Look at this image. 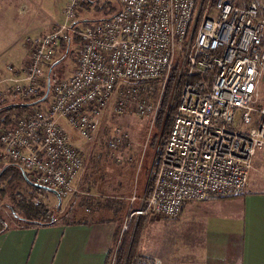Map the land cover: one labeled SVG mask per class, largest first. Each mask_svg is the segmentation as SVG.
<instances>
[{"label":"built area","instance_id":"2783aa9c","mask_svg":"<svg viewBox=\"0 0 264 264\" xmlns=\"http://www.w3.org/2000/svg\"><path fill=\"white\" fill-rule=\"evenodd\" d=\"M115 1L110 17L82 21L87 0H66L61 20L30 38L22 67H0V96L9 82L7 92L34 102L44 96L61 44H78L71 74L39 101L47 104L35 102L0 129V155L31 184L65 197L84 167L65 125L89 141L110 106L153 118L172 73L174 109L135 213L174 219L187 202L242 195L255 152L264 148V0ZM107 143L118 149L129 139L116 131ZM128 264L161 262L136 254Z\"/></svg>","mask_w":264,"mask_h":264},{"label":"rangeland","instance_id":"374dc122","mask_svg":"<svg viewBox=\"0 0 264 264\" xmlns=\"http://www.w3.org/2000/svg\"><path fill=\"white\" fill-rule=\"evenodd\" d=\"M7 1H9L8 5L5 4ZM7 1L0 0V63H5L6 61L19 63L21 59L18 54L23 53L22 49H25L28 55L30 38L37 35L32 36L24 32L28 30H30L29 32H33L32 29H34L35 23L38 20H27L29 10L27 6L29 8L28 2L31 4L30 0H19V13L24 16H18L16 11L11 9V7L14 8L17 6L18 0ZM90 1V6H84L78 20H99L111 15L112 11L104 15L102 11L100 12L97 9L106 2H109V6L115 9L117 7L115 0ZM1 3L6 5L5 9L4 5ZM23 3H27L25 8L22 7ZM51 3L58 4V0H51ZM8 8L10 9L9 12H7ZM9 15L15 16L16 19H12ZM39 17L43 18L41 15ZM8 46L11 48L9 54L14 55H4V50ZM77 51L78 44L72 42L68 46L66 45L57 55V57L63 58L58 60L53 67L51 85L54 80L67 77L71 74ZM153 85L158 88V83H154ZM7 91L8 90H5V92L1 94L0 103L4 101H29V99L20 98L12 92ZM263 96L264 74L258 86L259 99L263 98ZM47 102L48 101L39 102L37 105L43 107ZM29 110H31V108H29L28 111ZM13 119L10 123L13 122ZM154 124L155 117H140L134 112L132 106L120 112H113L110 106L107 112L101 116L98 123L99 130L93 140H84L79 137L75 131L69 129L71 140L73 144L82 151L84 160L83 171L77 181L75 191L65 197L59 195V198L55 193L45 190L37 194L36 198L39 200L38 202L46 203L50 206L58 202V223L62 222L63 224H65L66 219H69V217L78 210H83L88 217L95 216L99 220L109 216L116 217L118 215L117 208L124 205V213L120 216V219L122 218L121 220L107 223L101 222V225L107 228L109 234H113L110 239L112 249H116L119 239H124V245L127 246L125 253H128V246H130V243L132 244L131 239L135 228L134 226L141 217V215L136 214L135 211L140 208L141 199L149 177L144 167L149 164L151 155L152 157L154 155L151 150L147 153V149L154 135H158L157 142L161 136V131L157 130ZM4 126L5 125L0 126V129ZM116 131L127 134V138L129 139L128 146H120L118 149H111L108 146V139L112 137ZM157 146L156 144L155 149ZM155 149L152 148L154 152ZM261 151H264V148L258 149L256 153H260ZM0 159L3 163H6V159L2 155H0ZM251 163V170L248 178L253 176L254 172L256 173V171H252V168L256 167L253 160ZM256 168L258 171H264V163L262 167L259 165ZM256 176L258 175L255 174L254 177ZM1 188H4L5 192L2 193L0 191V211L8 226H24L25 223L18 221L11 214L9 205L12 204V200L10 195L15 192L27 193L31 190V187L27 186L25 183H13L12 185L0 184V189ZM106 212H108L109 215L105 217ZM145 217L134 242V246L130 247L133 248L132 256L136 254L155 256L160 260L161 264L186 263V261L189 260L185 257L187 247L186 240L191 241V239L187 238L185 231L182 229L181 222L178 223L176 218L159 219L151 217L150 215ZM68 221H70V219ZM115 231L116 240L114 242ZM122 234L123 236H121ZM110 264H113V261Z\"/></svg>","mask_w":264,"mask_h":264},{"label":"crops","instance_id":"0c3cea01","mask_svg":"<svg viewBox=\"0 0 264 264\" xmlns=\"http://www.w3.org/2000/svg\"><path fill=\"white\" fill-rule=\"evenodd\" d=\"M65 1L58 0L57 4L51 0H30L29 8L23 3L22 7L29 9L27 20H38L33 32L24 33L33 36L47 32L52 21L61 20ZM18 3L19 0L11 9L24 16L19 13ZM1 4L5 9L9 1ZM10 50L8 46L4 55H14L9 54ZM22 50L19 63L6 61L0 67L7 63L22 67L28 56ZM8 85L6 82L2 87L6 90ZM65 128L68 132L72 129L68 125ZM252 160L256 167H262L264 151L255 152ZM256 167L252 168L256 173L248 178L242 195L182 206L176 219L191 239L186 240L185 257L189 260L182 264H264V171ZM255 174L258 176L254 177ZM107 231L101 223L10 226L0 234V264H104L112 249L113 234Z\"/></svg>","mask_w":264,"mask_h":264},{"label":"trees","instance_id":"16d2710c","mask_svg":"<svg viewBox=\"0 0 264 264\" xmlns=\"http://www.w3.org/2000/svg\"><path fill=\"white\" fill-rule=\"evenodd\" d=\"M90 3L91 1L87 0V2H85V7H89ZM109 5L110 3L106 2L97 9L100 12L102 11L104 15L111 13L112 11L111 15H113L118 10V4L116 9ZM111 15L107 17H110ZM65 47L66 44L62 43L60 52ZM57 58H56L57 60H60L63 57H57ZM172 84L173 83H172V73H171L163 86L161 97L159 100L158 110L155 115L154 125L157 130L161 131V135H164L166 133L169 126L171 114L174 109L173 102L172 101L170 102ZM50 85H51V74H50ZM44 94L45 92L42 93V95ZM35 102L37 101H34L33 103L27 101H21V102L4 101L0 103V126L2 125L8 126L14 117L27 112L30 106L32 104H35ZM167 109H168V113H166ZM157 139H158V135L157 136L154 135L151 138L150 146L147 149L148 150L147 153H149V151L151 150V152L153 151L154 154V150H152V148L155 149V145L158 143ZM151 161H152V155L149 159V164L145 165L144 167L146 174H148L150 168L151 170H154L155 166L152 165L151 167ZM13 183H25L27 184V186L31 187L30 188L31 190H29L27 193H23V192L11 193L10 197L12 200V204L9 205V208L12 216L15 219L25 223L24 226L43 227V226H51L58 223L59 220L57 217V211H59V203L57 202L56 204L50 206L47 205L46 203L34 201V198H36L37 194H40L42 191H45L46 189L31 184L27 180L26 174L18 166L9 163H3L0 159V184L12 185ZM151 183H152V178L150 176L148 177V180L146 182V187L143 194L144 198L149 193ZM0 191L2 193L5 192L4 188H1ZM117 209H118V215L116 217L114 216L106 217V215H109V213L106 212L105 214L106 218L102 220H99L95 216L88 217L87 215H85V212L83 210L81 211L78 210L76 213L72 214L71 217H69L70 221H68L69 219H66L65 224H91V223H101V222L103 223L116 222L122 219V218L120 219V216L123 215L124 213V205L118 207ZM145 216H147V214L141 215L136 225L134 226L135 228L133 230L132 239H131L132 244L130 243V246H128V253H126L124 264H128V262L131 260L133 248L130 247L134 246V242L141 229V225L144 219L146 218ZM8 229L9 226L6 220L4 219L2 212L0 211V234L7 231ZM123 234L121 236H123ZM115 240H116V231L114 232V242ZM126 247L127 246L124 245V239H119L116 249L113 248L107 252V256L104 264H110L112 261L113 264H121L124 258Z\"/></svg>","mask_w":264,"mask_h":264},{"label":"water","instance_id":"95a60500","mask_svg":"<svg viewBox=\"0 0 264 264\" xmlns=\"http://www.w3.org/2000/svg\"><path fill=\"white\" fill-rule=\"evenodd\" d=\"M57 62H58V60H56V61L51 65L50 70H49V73H50V71H51V68H52ZM49 91H50V76L48 75V79H47V83H46V91H45V94H44V96H43L41 99L37 100V102L44 100V99L46 98V96L48 95ZM39 187H41V186H39ZM42 188H45V187H42ZM45 189H46V190H49V191L55 193L57 196H59V193H58L56 190L51 189V188H45ZM59 198H60V196H59Z\"/></svg>","mask_w":264,"mask_h":264}]
</instances>
